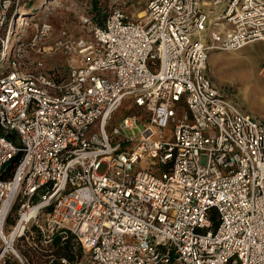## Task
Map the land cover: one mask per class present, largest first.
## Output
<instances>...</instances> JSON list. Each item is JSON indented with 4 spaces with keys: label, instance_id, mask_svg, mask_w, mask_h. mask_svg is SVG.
<instances>
[{
    "label": "built area",
    "instance_id": "obj_1",
    "mask_svg": "<svg viewBox=\"0 0 264 264\" xmlns=\"http://www.w3.org/2000/svg\"><path fill=\"white\" fill-rule=\"evenodd\" d=\"M29 1L0 0V264H264V121L207 65L264 0H86L54 37Z\"/></svg>",
    "mask_w": 264,
    "mask_h": 264
},
{
    "label": "rangeland",
    "instance_id": "obj_2",
    "mask_svg": "<svg viewBox=\"0 0 264 264\" xmlns=\"http://www.w3.org/2000/svg\"><path fill=\"white\" fill-rule=\"evenodd\" d=\"M51 0H30L25 8L37 13L42 7L41 19L48 21L55 30L67 26L71 31L77 25V8L82 11L86 0H59L60 4L51 5ZM124 2L123 12L128 18L137 19V13L145 10L148 0H119ZM28 2V1H27ZM106 6L109 2L101 0ZM97 0L91 4L96 8ZM38 8V9H37ZM22 10V9H21ZM28 17V16H26ZM19 42L26 44L32 34L30 27ZM57 32L53 33V37ZM88 37L87 35H85ZM47 45V44H46ZM264 52V42L249 43L238 50L218 51L209 54L208 70L214 82L224 89L225 96L247 112L264 121V67L261 65V54ZM46 64H64L60 53L44 54ZM215 60V62H214ZM208 61V62H209ZM214 62V63H213ZM211 64V65H210ZM123 107L118 109L116 116L123 115Z\"/></svg>",
    "mask_w": 264,
    "mask_h": 264
},
{
    "label": "trees",
    "instance_id": "obj_3",
    "mask_svg": "<svg viewBox=\"0 0 264 264\" xmlns=\"http://www.w3.org/2000/svg\"><path fill=\"white\" fill-rule=\"evenodd\" d=\"M21 6H22V10H20V13L21 14H23V13H29L30 14L32 12L31 8L28 10L27 8H25V6H23V4ZM29 14H27V15H29ZM0 50H1V44H0ZM54 253L63 255L65 257L71 259L78 252L77 253L73 252L70 242L69 241H64L61 244L56 243V246L54 248ZM30 256L31 257H34L35 254L34 253H31Z\"/></svg>",
    "mask_w": 264,
    "mask_h": 264
},
{
    "label": "bare ground",
    "instance_id": "obj_4",
    "mask_svg": "<svg viewBox=\"0 0 264 264\" xmlns=\"http://www.w3.org/2000/svg\"><path fill=\"white\" fill-rule=\"evenodd\" d=\"M49 4H51V5H56V4H60V1L59 0H51L50 2H49ZM38 9V8H37ZM42 12H44V9H42V7L40 8V9H38V11H37V13H34L33 11L31 12V19H29V20H32L33 18H35L36 16H39L40 14H42ZM26 14V15H25ZM27 14H29V13H23V14H21L20 15V19L19 20H21L22 19V23L19 25V26H23L24 24H26L25 22H24V19H28L26 16H28ZM137 15V17H141V16H143V11H139L138 12V14H136ZM13 31V30H12Z\"/></svg>",
    "mask_w": 264,
    "mask_h": 264
},
{
    "label": "crops",
    "instance_id": "obj_5",
    "mask_svg": "<svg viewBox=\"0 0 264 264\" xmlns=\"http://www.w3.org/2000/svg\"><path fill=\"white\" fill-rule=\"evenodd\" d=\"M137 14H138V13H137ZM63 27H64V26H63ZM65 27L67 28V26H65ZM52 29H53V33H54V32L56 33V32L59 30V29L55 30V29L53 28V26H52ZM212 52H218V51L212 50V51L209 52V54L212 53ZM209 54H208V61L210 60ZM262 56H264V52H262V54H261V59H262ZM214 62H215V60H214ZM214 62H213V63H214ZM209 63H210V61L207 62V65H209ZM210 65H211V64H210ZM210 76H211V75H210ZM211 79H212V82H213L214 85L220 87L218 84H216V83L214 82L212 76H211ZM234 103L237 105V103H236L235 101H234ZM237 106L241 109V111H243V112H247L245 109L241 108L239 105H237ZM248 113H249V112H248Z\"/></svg>",
    "mask_w": 264,
    "mask_h": 264
}]
</instances>
